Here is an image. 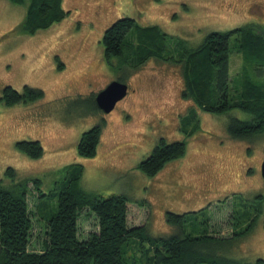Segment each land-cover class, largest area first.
Returning a JSON list of instances; mask_svg holds the SVG:
<instances>
[{
	"label": "rangeland",
	"instance_id": "obj_1",
	"mask_svg": "<svg viewBox=\"0 0 264 264\" xmlns=\"http://www.w3.org/2000/svg\"><path fill=\"white\" fill-rule=\"evenodd\" d=\"M61 4L67 11L61 20L28 34L18 29L25 3L0 0V96L4 85L18 92L24 85L42 91L40 98L27 103L7 106L0 100V184L10 187L24 178L32 180L26 184L32 222L28 249L41 250L43 216L56 208L62 168L77 162L83 165V189L101 197L126 196L129 225L146 223L154 236L204 231L227 236L254 218L246 234L218 252L244 263L264 259L260 174L264 132L251 140L235 138L227 132V124L231 117L245 119L246 111L235 107L206 112L190 95L184 97L183 60L152 56L134 65L137 31L126 36V61L116 56L106 61L100 42L104 29L122 16L134 18L139 26L156 25L176 41L182 38L188 48L213 30L249 26L264 36V0H61ZM164 42V54L179 58L181 48L173 40ZM229 47V100L242 101L247 80L261 87L264 101V55L246 54L233 36ZM115 78H122L128 89L105 113L95 108L93 96ZM102 118L96 153L79 155L76 144L81 132ZM183 135L189 136V143L182 157L166 162L153 176L137 167L160 136L172 141ZM21 139L38 140L42 155L31 158L17 150L15 141ZM7 167L14 171L13 178L5 174ZM37 178L40 189L52 195L39 200L40 190L33 183ZM203 178L213 183L190 196L192 188L201 189ZM166 211L184 212L183 226L166 223ZM76 226L78 238L86 239L97 229V218L82 207ZM128 247L139 255L135 247Z\"/></svg>",
	"mask_w": 264,
	"mask_h": 264
},
{
	"label": "trees",
	"instance_id": "obj_2",
	"mask_svg": "<svg viewBox=\"0 0 264 264\" xmlns=\"http://www.w3.org/2000/svg\"><path fill=\"white\" fill-rule=\"evenodd\" d=\"M9 1L25 3V13L18 29L28 34L47 28L67 13L61 7V0ZM130 30L138 32L139 44L134 49V65L142 64L152 56L166 61L183 60L184 97L190 95L203 110L212 113H223L235 107L246 111L245 119L231 117L230 124H227V132L235 138L251 140L250 136L264 132L261 87L245 80L242 101L232 103L228 96L230 37L233 36L239 49L246 54L264 55L262 34L249 26L213 30L196 47L188 48L182 38L176 41L156 25L139 26L134 18L122 16L112 21L102 33L100 42L106 61H110L113 56L126 61L129 45L125 40ZM165 40H173L181 48L179 58L164 54ZM58 67L61 68V63H58ZM117 79L123 81L122 78ZM41 96L39 88L24 85L22 91L18 92L10 85H4L0 100L10 106L17 102L27 103ZM94 106L98 109L95 103ZM104 122L102 118L81 132L76 144L79 155L92 157L96 153ZM14 145L31 158L40 157L43 153L36 139L17 140ZM185 149L183 140L166 141L160 136L137 167L146 175L153 176L166 162L183 156ZM82 171L83 165L77 162L63 166L56 208L47 215H41L46 222V230L39 251L28 249L32 222L26 184L31 179L24 178L10 187L0 184V264H264L261 257L252 263H244L218 252L231 248L237 239L246 234L254 218L243 230H235L227 236L207 231L197 235L154 236L148 231L146 223L128 224L127 198L124 194L111 193L101 197L83 189L80 184ZM5 174L14 177L11 167L5 169ZM39 181V178L33 179L40 190L38 198L42 200L43 196L53 193L42 191L37 185ZM82 207H87L97 218V229L89 232L86 239H79L77 235L76 219ZM183 217L184 212L166 211L164 214L166 223L179 228L183 226ZM129 245L135 247L139 255L136 251L131 254Z\"/></svg>",
	"mask_w": 264,
	"mask_h": 264
},
{
	"label": "water",
	"instance_id": "obj_3",
	"mask_svg": "<svg viewBox=\"0 0 264 264\" xmlns=\"http://www.w3.org/2000/svg\"><path fill=\"white\" fill-rule=\"evenodd\" d=\"M127 84L117 78L110 80L106 85L95 92L93 96L96 107L102 112H109L115 103L125 96ZM260 174L264 178V155L260 162Z\"/></svg>",
	"mask_w": 264,
	"mask_h": 264
},
{
	"label": "flooded vegetation",
	"instance_id": "obj_4",
	"mask_svg": "<svg viewBox=\"0 0 264 264\" xmlns=\"http://www.w3.org/2000/svg\"><path fill=\"white\" fill-rule=\"evenodd\" d=\"M127 89H128V87H127ZM184 137H183V139H180V140H183L184 142H185V144L188 146V143H189V140H188V136H185V135H183ZM178 140V139H177ZM173 141V140H172ZM187 142V143H186ZM186 150V149H185ZM184 153H186V152H184ZM184 155V154H183ZM182 157V156H181ZM201 183L202 184H200L199 183V185L201 186V189H199L198 191L197 190H195V189H191V192L189 191L188 193L190 194V196L191 195H194V196H197V194L199 193V192H205L206 191V188H208V187H210L211 186V184L213 183V181H208V178H203V180L201 181ZM208 206H209V204H208ZM207 206V207H208ZM201 209V208H200ZM199 209V210H200Z\"/></svg>",
	"mask_w": 264,
	"mask_h": 264
},
{
	"label": "crops",
	"instance_id": "obj_5",
	"mask_svg": "<svg viewBox=\"0 0 264 264\" xmlns=\"http://www.w3.org/2000/svg\"><path fill=\"white\" fill-rule=\"evenodd\" d=\"M207 112V111H206ZM185 136H187V135H185ZM188 138H189V136H188ZM155 175V174H154Z\"/></svg>",
	"mask_w": 264,
	"mask_h": 264
}]
</instances>
